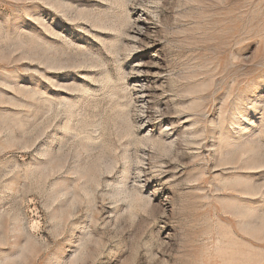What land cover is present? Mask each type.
I'll list each match as a JSON object with an SVG mask.
<instances>
[{
	"label": "rangeland",
	"instance_id": "obj_1",
	"mask_svg": "<svg viewBox=\"0 0 264 264\" xmlns=\"http://www.w3.org/2000/svg\"><path fill=\"white\" fill-rule=\"evenodd\" d=\"M49 2L0 0V264H264V0Z\"/></svg>",
	"mask_w": 264,
	"mask_h": 264
},
{
	"label": "bare ground",
	"instance_id": "obj_2",
	"mask_svg": "<svg viewBox=\"0 0 264 264\" xmlns=\"http://www.w3.org/2000/svg\"><path fill=\"white\" fill-rule=\"evenodd\" d=\"M48 1H50L49 3H50V5H51V7H53V8H55L57 11H62V2H58V0H48ZM60 1V0H59ZM62 1V0H61ZM106 1V0H105ZM113 3V2H112ZM64 6H65V4H64ZM68 6V5H67ZM67 7H65V9H66ZM76 9V8H75ZM81 10V9H80ZM68 11V10H67ZM64 12V11H63ZM70 12H72V11H70ZM80 12V11H79ZM112 12V11H111ZM66 13H68V12H66ZM73 15V14H72ZM94 15V14H93ZM75 16V15H74ZM81 16V15H80ZM115 17V16H114ZM81 18H83V20H85V21H90L91 22V24L92 25H94V26H96V28L98 27V28H101V29H109V31H111V30H114V31H116V33H119L120 32V28H119V26H117V25H115V24H112V23H109V24H106V22L108 21V20H106V22L105 23H102V21H101V19L100 18H95V16L94 17H91V16H89V15H84L83 17H81ZM77 20V19H76ZM110 22V21H109ZM116 22H118L119 23V21H116ZM108 23V22H107ZM124 27V26H123ZM111 29V30H110ZM95 33V32H94ZM115 37V36H114ZM111 38V37H110ZM94 39H96V40H101V41H103V40H106V39H108L106 36H105V34H100V33H95L94 34ZM96 40H94V41H96ZM109 47V46H108ZM51 48V47H50ZM108 50V49H107ZM117 50V49H116ZM114 52H115V50H114ZM48 56V55H47ZM49 59V58H48ZM48 59H46L47 60V62L49 63L50 62V60L48 61ZM57 59V58H56ZM56 59H54V60H56ZM54 60H52V62H50V64H49V67L51 68V69H53L55 66H58V65H61L59 62V64H55V61ZM77 60V59H76ZM75 60V61H76ZM88 60V59H87ZM64 62H65V60H63ZM62 61V62H63ZM93 61V60H92ZM90 62V61H87V62H90V63H94V62ZM57 62V61H56ZM61 62V61H60ZM68 62V61H67ZM78 62V61H77ZM82 62V61H81ZM70 63H72V62H70ZM74 64V63H73ZM79 65V64H78ZM93 65H91L90 67H92ZM53 67V68H52ZM62 66H59V68H61ZM74 67H76V65L74 66ZM109 75V74H108ZM107 75V76H108ZM109 79H111V78H109ZM110 82H111V80H110ZM109 82V83H110ZM109 89H111V91H112V88H109ZM64 105V104H63ZM241 107V106H240ZM239 108V107H238ZM240 112V111H239ZM242 113V112H241ZM76 115V114H75ZM74 115V116H75ZM233 122V120H231V123ZM77 124V123H76ZM71 125V124H70ZM69 125V126H70ZM59 126V125H58ZM58 128V127H57ZM59 128H60V126H59ZM223 128H225V127H223ZM244 128H246V127H244ZM247 129V128H246ZM234 132H236V131H232V132H230V133H234ZM225 135V134H224ZM56 137V136H55ZM250 141V140H249ZM242 143L240 144V145H238L236 148L237 149H239V153H240V158H242V156L244 157V156H246V157H244L245 159H243V163H249V161L252 163V164H250V168H257V167H264V152H257V153H254V150H255V148H256V145H255V143H254V145L253 144H251L248 148L247 147H244V141H241ZM253 142V141H252ZM153 143V142H152ZM155 143H156V141H155ZM230 143V142H229ZM249 144V143H248ZM218 147H219V145H218ZM103 151V150H102ZM114 151V150H113ZM223 152V151H222ZM219 154H220V152H219ZM239 155V154H238ZM111 156V155H110ZM125 156H126V154H125ZM124 156V157H125ZM127 157V156H126ZM239 158V159H240ZM250 158H252L253 159V162L250 160ZM100 159V158H99ZM102 159V158H101ZM103 160V159H102ZM56 161V160H55ZM101 161V160H100ZM106 161V160H105ZM59 164H60V162H58ZM96 162H94V164H95ZM98 163V162H97ZM225 163H226V161H225ZM228 163V162H227ZM233 163V162H232ZM242 163V164H243ZM56 164H57V161H56ZM58 166V165H57ZM59 166H61V165H59ZM94 166V165H93ZM248 166V165H247ZM71 167V166H70ZM95 167V166H94ZM98 168V166L96 167V169ZM99 169V168H98ZM247 169H248V167H247ZM85 171V170H84ZM83 171V172H84ZM83 172H78V175L80 174V177H83L84 176V173ZM97 172V171H96ZM85 173H87V170L85 171ZM51 175V174H50ZM97 181V180H96ZM237 184V183H236ZM255 184V183H254ZM254 184H252L253 186H254ZM85 185V184H84ZM83 185V188H84V192L85 193H88V188H86V186H84ZM256 185V184H255ZM257 187V186H256ZM255 187V188H256ZM250 190H252V189H250ZM254 190V189H253ZM90 191V190H89ZM259 191V190H258ZM89 194V193H88ZM71 200V199H70ZM72 203V202H71ZM70 215V214H69Z\"/></svg>",
	"mask_w": 264,
	"mask_h": 264
},
{
	"label": "snow or ice",
	"instance_id": "obj_3",
	"mask_svg": "<svg viewBox=\"0 0 264 264\" xmlns=\"http://www.w3.org/2000/svg\"><path fill=\"white\" fill-rule=\"evenodd\" d=\"M69 182H71V181H69Z\"/></svg>",
	"mask_w": 264,
	"mask_h": 264
}]
</instances>
